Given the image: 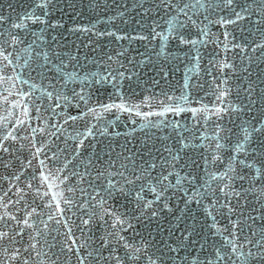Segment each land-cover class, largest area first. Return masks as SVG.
I'll return each instance as SVG.
<instances>
[{"label": "water", "instance_id": "1", "mask_svg": "<svg viewBox=\"0 0 264 264\" xmlns=\"http://www.w3.org/2000/svg\"><path fill=\"white\" fill-rule=\"evenodd\" d=\"M42 2L0 0V45L13 53V63L3 68L13 79L0 80V232L9 234L0 240V264H148V257L156 264H217L213 246L222 238L209 232L207 211L215 203L213 192L225 202L220 187L229 180L209 181L210 189L204 182L209 172H227L230 162L232 189L241 196L227 200L251 225L245 235L259 239L264 176L257 178V170L264 172V132L247 142L241 128L264 129V47H258L264 45V0H233L230 6L225 0H47V7H38ZM26 15L44 22L12 27ZM11 34L23 42L9 46ZM38 64L46 78L32 71ZM28 92L33 95H21ZM108 105L122 107L105 110ZM177 106L184 111L165 110ZM69 116L78 119L65 123ZM238 142L244 145L239 152ZM217 143L224 145L219 151ZM214 155L220 160L209 163ZM185 177H194L196 188L209 194L182 214L185 191L192 194ZM103 199L125 224L113 228V218L100 207ZM147 201H153L150 208ZM33 209V226L25 227ZM217 219L228 225L227 215ZM193 223L195 238L207 237L208 247L193 246L190 237L187 247L170 252L166 245L176 248ZM233 261L240 264L235 256Z\"/></svg>", "mask_w": 264, "mask_h": 264}, {"label": "snow or ice", "instance_id": "2", "mask_svg": "<svg viewBox=\"0 0 264 264\" xmlns=\"http://www.w3.org/2000/svg\"><path fill=\"white\" fill-rule=\"evenodd\" d=\"M168 2L170 3V0H168ZM225 3H226V5L230 6L233 3V0H225ZM38 7H47V0H44V2H42L41 4L38 5ZM166 7H167V4H166ZM178 11L183 12L184 9L181 8ZM44 15H47V12H45ZM185 15H187V13H185ZM236 18L242 19L243 17L240 15V13H237ZM3 19H4V17L0 16V21H2ZM24 20H32L33 23H36V22L43 23L44 22L41 20V18L39 16L32 17V16L26 15L21 20L20 23L13 24L12 27L13 28H21L22 26H24ZM234 22L235 21H230V20L222 21V23H224V24L234 23ZM56 26H58V25L57 24L52 25V27H56ZM180 27H183V25H180ZM169 28H170V30L173 28L171 21L169 22ZM74 30L75 31H90V29H87V28H84V29L77 28ZM108 34L112 35V33H108ZM3 35L4 34L2 32H0V37H3ZM140 39H146V37H140ZM180 39H181V43H188V41H185L183 39V37H181ZM22 42L23 41L20 39V37L18 35H15V34H11L10 41H6V43H8L9 46H13V47L22 43ZM191 43L195 44V41H192ZM29 47H31V46H29ZM258 47H264V45H258ZM12 55H13V53L7 52L6 49L2 45H0V64L3 65V67H0V80H3V79L11 80V79H13L12 77H7L3 74V68H6L13 63L12 59H10L12 57ZM44 59L46 62H49L47 55H45ZM25 64H28L27 60L25 61ZM222 67H230V65L225 63L224 65H222ZM13 71H15V68H13ZM32 71L37 72L38 76H43L46 78V71L47 70H45L42 65L38 64L36 67L32 68ZM29 75H31V73H29ZM16 79H20V77L17 76ZM23 83L27 84V83H29V81L23 80ZM21 95H27V96L31 97L33 95V93L28 92V93H22ZM46 95L49 99L53 98L52 92H46ZM61 95L62 94H57V96L55 98L57 100H59L61 98ZM80 98L83 99L82 96ZM64 99H67V97H64ZM180 99L186 100V97H181ZM218 99H221V97H218ZM60 107H61V105L59 103H57L55 105V108H60ZM111 107L120 108L122 106H120V105H108L105 107V110H108V108H111ZM165 110L166 111H175V112L184 111V109L180 108L179 106H177L175 108L168 107ZM37 111H39V109H37ZM221 111L222 110L218 109L216 111V115L220 116ZM139 114L140 113L137 112V115H139ZM161 114H163V113H161ZM76 119H78V117L69 116L66 118L65 123H67L68 120L75 121ZM20 123L22 124L23 121H20ZM53 127H56V125H53ZM33 131L35 132L36 130L33 129ZM241 132L243 134L244 141L251 142V140L253 138V134L257 133V132H264V129H261L259 127H250L249 126V127H242ZM88 135H92V132L90 129L88 131ZM8 136L15 139V137L12 135L11 132L8 133ZM82 144H83V140H81V145ZM243 146H244L243 143L238 142L236 145V151L237 152L242 151ZM223 147H224V145H222L220 143L216 144L217 151H219ZM41 150L42 149H37V152L39 153ZM219 160H220V156L214 155L212 157L211 161H209V163H215L216 161H219ZM239 163L244 165L245 167L250 168V169L254 167L250 163L245 164L244 161H239ZM151 167H155V165L153 164V165H151ZM230 172H235V169L231 166V162L229 163L227 172H224V173L209 172L208 173V180H206L204 182L205 184H208V187L210 189L211 184L209 181H221L222 182L225 179L229 180V183L223 184L220 187V192L222 193L223 197L225 198V202L221 203V198L216 197L215 193L213 192V196L215 197V203L210 205V207L207 211V215L209 217H211V220H212V223L210 225H207L209 232L213 236H220L222 238L221 243H219L218 245L214 244V246H213L215 262H217V264H226L227 261H233V256H235L236 260L240 261V264H264V230H262L261 237L259 239L254 240V239L250 238L248 235H245V226H247L249 229H251V225L250 224L245 225L244 221L241 219V217L243 216V213H240L239 215H237V213L235 212V209L232 206L231 201L227 200V197L230 194L233 198L241 196L240 192L232 189L231 181H234V179L236 177L230 176L229 175ZM120 174L122 175V173H120ZM261 176H264V172L257 170V178H259ZM137 179H140V177H137ZM167 179H168L167 176H164L162 178V180H167ZM239 179L244 180V179H247V177L240 176ZM185 180L189 184V186L192 190V194L189 195V192L187 190L185 191V195L188 196V199L185 201V209L182 210V214L184 211L188 210V205L191 204L193 201H195L197 204H201L203 202V200L208 197V194H209L208 191L201 192L198 188H196L195 184L193 183L195 180L194 177L192 179H188L187 177H185ZM126 182L131 183V181H126ZM161 183H162V181H161ZM180 183H181V181L177 180V184L179 185ZM203 186L204 185L202 184L201 187H203ZM151 190L153 192H156L155 188H152ZM165 190L166 189H164L162 187L161 192H156L157 200L160 199L162 192ZM229 190H231V193ZM107 195L111 196L112 191H108ZM136 199H137V202L139 203L140 201L143 200V197L140 196L139 193H137ZM64 202L66 204L70 203L67 200H65ZM106 202H107L106 199H103L100 202V207L103 210L104 215H108V216L113 218V220H114L113 228H115L117 224H120V225L125 224L126 221L122 220L120 215L114 209H108V208L104 207ZM152 203H153V201L145 202L144 203L145 208H150L152 206ZM57 208H58L59 212H61V213L63 212V209H60L59 205H57ZM164 208H166L169 212L172 211V209L169 208L166 203L164 204ZM219 208L226 209L227 212L226 213L222 212L219 210ZM34 212H35V209H33L32 212L26 213V218L23 220V224L25 227L30 228L33 226L32 224L29 223V218L33 215ZM152 215L156 216L157 213L155 211H153ZM225 215H227L228 225L221 226L219 223V220L217 219V216L223 218ZM233 216H236V219H233L232 218ZM101 218H103V217H101ZM261 218L264 219V217H261ZM2 219H4V217H0V220H2ZM8 219L16 220V217L15 216H8ZM49 219H54V218L50 216ZM177 219L180 220L181 218L177 217ZM248 219L250 221H252L253 223H255V219H256L255 217L249 215ZM57 222H59V221H57ZM19 223H20V221H17V224H19ZM83 223L85 225H87L89 223V220H84ZM128 226L131 227L130 224ZM45 227H47V225H45ZM120 230H123V229L121 228ZM21 231H23V229H21ZM224 233H227V236H224ZM8 235H9L8 232H0V240L8 238ZM182 235H183V240L179 241L178 246L176 248H173L171 245H166V247L169 249L170 252H177L180 247H187V242L189 241L190 237H192L191 244L193 246L199 244V248L201 250H205L208 247L207 237H204L200 241H198L195 238L197 235H199V233L196 230L195 223H193L192 225L186 226ZM242 236H243V242H240ZM251 237H256V233L252 232ZM13 239H14V237H13ZM30 239H35V237H30ZM121 239H123V238L121 237ZM178 240H179V238H178ZM75 243H76V241L73 240V244H75ZM245 245L251 246L248 248V251L246 253L242 251V249L245 247ZM30 247L33 250H35L36 249V243L31 244ZM125 247H130V246L126 244ZM223 249H227V251H222ZM136 251H139V249H136ZM36 254H37V256L40 255L39 252H37ZM19 255H20V252H19V250H17L13 254L12 259H17L19 257ZM24 264H28V261L25 260ZM148 264H156V261L152 260L151 257H148ZM207 264H213V260H208ZM233 264H235V261H233Z\"/></svg>", "mask_w": 264, "mask_h": 264}]
</instances>
